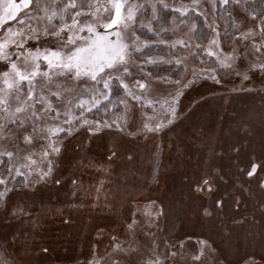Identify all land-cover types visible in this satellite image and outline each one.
Instances as JSON below:
<instances>
[{
	"label": "rangeland",
	"instance_id": "1",
	"mask_svg": "<svg viewBox=\"0 0 264 264\" xmlns=\"http://www.w3.org/2000/svg\"><path fill=\"white\" fill-rule=\"evenodd\" d=\"M13 2L20 5L25 0ZM122 2V15L135 7V19L126 29L118 23L107 32L121 31L129 44V74L123 79L140 99L126 95L116 80L105 100L96 92L103 85L86 76L79 80L70 74L54 77L60 88L55 83L45 88V78L36 77V96L43 88L61 114L71 108V115L79 117L82 109L73 106L80 99L91 101L96 94L101 103L84 111V118L108 121L113 126L93 133L88 125L81 127L73 120L71 135L65 131L51 137L60 141V152L49 155L47 159L54 161L53 172L39 181L36 171L29 173L21 167L24 158L32 153L34 167L46 168L41 152L50 140L41 137H47L48 126L61 125L67 117L52 119L37 104L42 118L35 124L45 131L33 134L32 121L23 127L7 125L5 138H0V152L14 155L10 159L0 156V173L7 177L9 187L14 182L16 186L0 207V250L7 246L11 264H90L93 259L99 264H146L148 260L160 264H244L249 258L264 264V72L251 68L252 64H264V0ZM39 3L50 4V0ZM99 3L110 7L109 0ZM62 6L56 5L57 9ZM114 11L101 9L100 23L110 22ZM19 12V17L0 29V38L9 27L18 31L31 25L42 31L47 23L30 19L43 15L38 12L37 0H28ZM21 19L24 24L19 23ZM80 19L83 23L92 17ZM97 31L103 34L106 30L98 26ZM214 38L216 45L211 43ZM51 39L42 36L40 41L29 40L25 47L35 50L43 44L55 50L56 44H48ZM109 39L116 37L109 35ZM179 40L188 46H170ZM254 43L261 46L260 52L255 51ZM229 56L233 58L227 59ZM39 63L41 72L48 70L46 63ZM225 63L231 67L223 66ZM27 67L31 71L30 63ZM6 68L0 61V71ZM213 75L215 79L208 78ZM137 81L146 87L140 89ZM22 88L21 101L27 95V88ZM49 89L61 92L60 99L50 96ZM11 103L15 107V97ZM171 107L176 118L167 124L172 118ZM161 121L167 126L159 132L143 129L145 123L154 127ZM25 134H33L31 143L24 142ZM110 149L117 152L112 160L108 159ZM253 165L255 174L249 176ZM18 167L23 176H15ZM25 177L28 187L22 186ZM203 178L209 180L212 191L208 186L195 191ZM254 185L261 190L253 205L250 195ZM17 205L23 212L14 216ZM205 209L210 215L204 214ZM117 244L122 250L114 251ZM201 249L204 254L194 259Z\"/></svg>",
	"mask_w": 264,
	"mask_h": 264
},
{
	"label": "snow or ice",
	"instance_id": "2",
	"mask_svg": "<svg viewBox=\"0 0 264 264\" xmlns=\"http://www.w3.org/2000/svg\"><path fill=\"white\" fill-rule=\"evenodd\" d=\"M229 0H223V3L227 4ZM239 2V0H235ZM28 0H25L24 4H16L13 0H4L2 4L3 14L0 15V29L3 28L9 20H14L22 7H26ZM38 3V12H42L43 15H36L30 17V19H35L38 21L46 20L47 23L43 30H38L32 28L28 25L26 29H19L14 31L11 27L7 29L3 38H0V61L4 62L7 66L6 70L0 71V138H5L4 129L9 123L16 124L21 127L25 126L27 121L33 122V134H38L45 129H38L35 122L42 118L41 114L37 113L36 105L40 104L42 106L41 112L46 113L52 119H59L61 115L67 117L61 125L48 126L46 129L47 138L50 143L41 152V162H47V166L44 169L40 167H34L36 165V160L32 159L34 154L30 153L24 159L26 163L21 165L23 168H27L29 173L36 171L39 176V181L45 180L53 172L54 161L47 159L50 154H59L60 147L58 146L59 140H51V137L57 136L61 132H67L71 135L72 130L75 128L73 120L79 122V126L84 125L89 126L90 132L100 131L102 128H110L113 125L108 121H88L84 118V111H91L92 108L98 107L101 103L100 99H97V95L93 94L91 101L80 99L73 107L82 109L79 117H74L71 115L72 109L69 108L68 111L61 114L58 110H55L49 99V96L44 95L43 88L39 96H36V85L34 83L38 75L43 76L46 80L45 88L49 84H56L57 88L62 87L59 82L54 80V77H61L66 75H71L73 80H79L82 76L88 77L95 84H102L103 89H97V94L103 96L107 100L112 92V81L116 80L125 89L126 95H132L134 99H140L139 96H135L131 91L128 90V85L124 83L123 77L129 74V69L127 64L131 58L132 53L129 51V44L124 42V37L121 31H116L115 33H108L107 29L112 28L113 25L122 23L123 28L128 27V22L135 19V7H129L127 9L126 15L121 14V9L124 7L122 0H109V5H104L99 3V0H67L64 3L63 0H50V4H40ZM63 4L62 7L57 9L56 5ZM87 9V10H85ZM101 9L104 12H110L111 9L115 10V16L110 17V22L100 23L99 17L101 14ZM179 11V9H176ZM184 13H181L183 15ZM91 16V20H85L81 22V17ZM66 17H70L66 19ZM58 20L59 24H54L53 21ZM20 24H24V20L19 21ZM103 27L106 31L101 34L97 31V27ZM49 28L52 31H49ZM195 30V29H193ZM215 31V29H213ZM86 32L87 35L81 36L80 33ZM262 35H264V29L261 30ZM252 33L249 32L248 35ZM109 35H115V40H110ZM52 37L48 44H56L58 47L53 50L50 46L45 47L41 44L40 47H36L35 50L32 48H26L25 45L29 40L40 41L41 37ZM219 36V33H216ZM15 37V38H14ZM246 38V37H244ZM138 39V38H136ZM212 44H218L217 39L211 41ZM176 44H183L186 47L187 42L179 40L174 42L171 47H175ZM148 45H145L147 47ZM14 47L15 51L10 52L9 48ZM253 48L256 52H260L261 46L253 44ZM133 51H140V48H134ZM213 55L212 52L208 53ZM15 56V60L12 58ZM233 57L229 56L227 59L231 60ZM23 61V65L21 64ZM40 61L46 63L48 70L40 71ZM149 63H156V60H149ZM164 63H170L171 61H163ZM31 64V71L28 70L27 65ZM176 63H181V61H176ZM223 63V62H222ZM225 67H231L230 64H224ZM252 69H259L264 72V64H252ZM106 69L109 70L106 73ZM104 73L105 75H101ZM239 74V73H237ZM210 79H215V76H209ZM249 77L247 74L243 75V79L247 80ZM26 82V85H25ZM217 83L219 81L217 80ZM140 89H144L146 84L140 81L136 82ZM22 85L27 88V95L23 101L20 99V95L23 93ZM187 87V85H185ZM88 92H92V89L86 88ZM106 90V91H105ZM65 91H70V89H65ZM181 93L178 91L177 96ZM49 95L55 96L60 99L61 92L51 91L49 89ZM15 97L17 101L15 107L12 106V99ZM124 103V100H121ZM69 105H72V101H68ZM87 105V108L85 106ZM171 113V119L167 121V124H171L176 118L175 108L171 107L169 109ZM55 112V116L51 114ZM152 118L149 117V120ZM63 124L69 125L66 129ZM120 127V125H116ZM167 125L164 122L157 123L154 127L145 123L143 129L147 132H159ZM33 134H25L24 142L31 143L33 139ZM111 155L108 159L112 160L114 156L117 155L115 149H110ZM14 155L12 152H0V156H7L9 159ZM256 166L253 165L251 171L247 174L252 176L255 174ZM9 175L12 174V169H7ZM24 173L21 172L20 168L15 169V176H23ZM15 176H13V181H15ZM37 181V182H39ZM57 184L60 183L59 180L56 181ZM73 184L76 181L73 180ZM0 207L7 203V197L10 192L13 191L16 184L15 182L11 187L8 186L7 177L0 173ZM23 187H28L27 177L22 182ZM204 186H208V191H212L209 185V180L203 178L199 183L196 184L195 191L202 192ZM155 203V202H153ZM218 205L222 204V201L217 202ZM23 212V209L17 205L13 208V215H18ZM204 214L210 215V213L205 209ZM67 222V221H66ZM135 223V221H133ZM131 227V225L129 226ZM115 239V237L113 238ZM202 245L206 247H211L207 241H201ZM122 250L121 246L117 244L114 251ZM46 252L47 249H44ZM126 251V250H124ZM203 249L200 251V255L194 257V259L199 260L203 255ZM9 253L7 251V246H3V250H0V264H11L9 260ZM90 264H99L98 261L93 259ZM118 264V262H114ZM146 264H160L159 260L152 261L148 260ZM244 264H260L254 258H249L244 261Z\"/></svg>",
	"mask_w": 264,
	"mask_h": 264
},
{
	"label": "trees",
	"instance_id": "3",
	"mask_svg": "<svg viewBox=\"0 0 264 264\" xmlns=\"http://www.w3.org/2000/svg\"><path fill=\"white\" fill-rule=\"evenodd\" d=\"M205 152H206V154L208 153V150H205ZM133 171V175H135L136 174V172H134V170H132ZM76 176H78V174H76ZM77 179H75V181H76ZM251 186V185H250ZM234 189H237L236 188V186L235 187H233V189L232 190H234ZM253 189H254V191H252V194L250 195V204H255L256 203V199H257V195H258V193H259V191L261 190L260 188H259V186H255L254 185V187H253ZM239 191L240 192H242L243 193V191L241 190V188L239 189ZM238 191V192H239ZM236 193V192H235ZM231 194H233V195H235L234 194V192L233 193H231ZM234 201V200H233Z\"/></svg>",
	"mask_w": 264,
	"mask_h": 264
},
{
	"label": "crops",
	"instance_id": "4",
	"mask_svg": "<svg viewBox=\"0 0 264 264\" xmlns=\"http://www.w3.org/2000/svg\"><path fill=\"white\" fill-rule=\"evenodd\" d=\"M3 2H4V0H0V15L3 14V8H2V4H3ZM19 15H20V12H18L16 18L19 17ZM16 18H15V19H16ZM15 19H14V20H15ZM10 21H12V20H9L8 22H10Z\"/></svg>",
	"mask_w": 264,
	"mask_h": 264
},
{
	"label": "water",
	"instance_id": "5",
	"mask_svg": "<svg viewBox=\"0 0 264 264\" xmlns=\"http://www.w3.org/2000/svg\"><path fill=\"white\" fill-rule=\"evenodd\" d=\"M122 9H123V8H122ZM122 9H121V14H122ZM114 16H115V11H114V15H113V17H114ZM115 26H116V25H113L112 28L115 27ZM109 29H111V28H109Z\"/></svg>",
	"mask_w": 264,
	"mask_h": 264
}]
</instances>
